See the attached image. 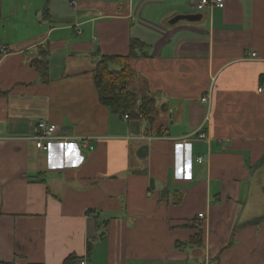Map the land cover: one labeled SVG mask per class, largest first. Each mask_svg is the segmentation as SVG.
<instances>
[{"label":"crops","instance_id":"1","mask_svg":"<svg viewBox=\"0 0 264 264\" xmlns=\"http://www.w3.org/2000/svg\"><path fill=\"white\" fill-rule=\"evenodd\" d=\"M70 1L1 2L0 264H264V0ZM130 44L125 119L93 75Z\"/></svg>","mask_w":264,"mask_h":264},{"label":"trees","instance_id":"2","mask_svg":"<svg viewBox=\"0 0 264 264\" xmlns=\"http://www.w3.org/2000/svg\"><path fill=\"white\" fill-rule=\"evenodd\" d=\"M0 0V8H1ZM142 44H130V50L125 57H103L96 65L93 75L94 86L97 91L100 104L106 107L111 113L119 115H131L137 107L140 111H153V103L147 97L138 103L137 95L129 90V84L134 77L130 68V60L136 57L135 50H142ZM115 65L117 70L111 69ZM41 76H46L47 65L43 62L34 64ZM143 113V112H142ZM190 244L199 246L201 235L198 233L190 239Z\"/></svg>","mask_w":264,"mask_h":264},{"label":"built area","instance_id":"3","mask_svg":"<svg viewBox=\"0 0 264 264\" xmlns=\"http://www.w3.org/2000/svg\"><path fill=\"white\" fill-rule=\"evenodd\" d=\"M77 3L78 0L70 1V5L72 7H76ZM211 7L222 9L224 7V0H198L195 3V11L197 13H201L206 8H211ZM250 58L251 59L255 58V55L252 54ZM263 92H264V83L258 88V93H263ZM210 99H211L210 92H208L205 96H203L200 99V102L202 104L208 105L209 107ZM136 116L140 119L143 117L141 113L137 114ZM124 118L127 119L128 116L126 115ZM206 120L207 118L205 119L204 122H206ZM203 126L204 123H202L194 133L199 141H205L207 139L206 134L204 133L203 130ZM60 139L61 138L57 136V127L55 125L44 122L38 123L36 125V133L28 138V140H30L34 144L35 148L40 152L48 151L50 143ZM197 163L199 164L202 163L201 159H198ZM198 217L202 218V215H198ZM79 264H85V262H80Z\"/></svg>","mask_w":264,"mask_h":264},{"label":"water","instance_id":"4","mask_svg":"<svg viewBox=\"0 0 264 264\" xmlns=\"http://www.w3.org/2000/svg\"><path fill=\"white\" fill-rule=\"evenodd\" d=\"M201 15H187V16H177L174 19H172L169 24H175L179 21H187V22H197L200 21Z\"/></svg>","mask_w":264,"mask_h":264}]
</instances>
